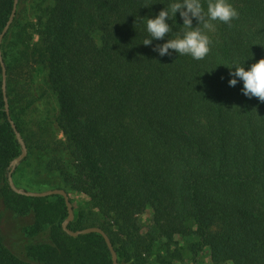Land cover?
I'll use <instances>...</instances> for the list:
<instances>
[{"label": "trees", "instance_id": "1", "mask_svg": "<svg viewBox=\"0 0 264 264\" xmlns=\"http://www.w3.org/2000/svg\"><path fill=\"white\" fill-rule=\"evenodd\" d=\"M169 2L18 0L0 48V264H113L100 234L63 230L62 196L12 190L15 131L21 164L47 155L15 185L88 197L68 228H101L118 264H264V102L225 66L264 58V0H230L239 17L213 22L202 60L142 44ZM14 5L0 0V35Z\"/></svg>", "mask_w": 264, "mask_h": 264}, {"label": "clouds", "instance_id": "2", "mask_svg": "<svg viewBox=\"0 0 264 264\" xmlns=\"http://www.w3.org/2000/svg\"><path fill=\"white\" fill-rule=\"evenodd\" d=\"M177 13L183 22L179 24L180 30L174 38H169V34L173 32V23H177ZM145 17L148 37L143 40V45H152L154 40H163L167 36L164 43L153 48L160 57L171 56L175 52L179 56L189 55L194 60H202L210 51L211 38L208 33L215 30L213 22L231 24L239 17V11L230 0H206V9L202 0H170L158 14ZM194 19L197 21L195 25ZM169 20L172 21L171 24ZM225 66L231 77L228 80L230 87L242 81L243 95L248 98L256 97L264 102V58L250 66L246 62L241 65L236 61L231 66Z\"/></svg>", "mask_w": 264, "mask_h": 264}, {"label": "water", "instance_id": "3", "mask_svg": "<svg viewBox=\"0 0 264 264\" xmlns=\"http://www.w3.org/2000/svg\"><path fill=\"white\" fill-rule=\"evenodd\" d=\"M17 2H18V0H15L14 10H13L12 15L10 17V20L7 23V25L5 26L2 34L0 35V48H1V44H2L4 36L8 32V30H9V28H10V26H11L13 20H14L15 13H16ZM0 62H1V66L3 67V74H4L3 90H4V93H5L7 76H6L5 67H4V64H3L2 56H1V49H0ZM5 101H6V110L8 112L7 98H5ZM12 127L15 130V126H14L13 123H12ZM15 133H16L17 139L21 143L22 153L17 159H15L13 161L12 170H11V172L9 174V184H10L12 190L14 192L20 194V195L27 196V197H33V198H45V197H50V196H55V195L62 196L65 199V203H66L67 211H68V217L62 224L63 230L68 235H70L72 237H78V236H81V235H87V234H91V233L100 234L104 238V240H105V242H106V244H107V246H108V248L110 250L113 264H118L117 254H116V252H115V250L113 248V245H112V243L110 241V238L105 233V231H103L101 228L92 227V228H87V229H84V230H79V231H76V232H73L72 230H70L68 228L69 224L74 220V211H73V206L71 204L69 195H68V193L65 190L55 189V190H49V191H45V192H30V191H25V190H22V189H18L15 186L13 178H12V174L16 170L17 166L21 163V161L27 156V148L24 145L20 134L17 131H15Z\"/></svg>", "mask_w": 264, "mask_h": 264}, {"label": "rangeland", "instance_id": "4", "mask_svg": "<svg viewBox=\"0 0 264 264\" xmlns=\"http://www.w3.org/2000/svg\"><path fill=\"white\" fill-rule=\"evenodd\" d=\"M60 138H63V136L60 135ZM21 153H20V155H21ZM46 160H47V155L39 154L36 157L32 158L30 160V162H28L24 165L20 163V165H18V166H20V172H18L16 175V182H18L20 185H24L26 183L32 182L33 180H37L36 179V178H38V176H37L38 172L37 171L40 170V168L43 166L44 161H46ZM18 189H21V188H18ZM22 190H24V189H22ZM30 192H32V191H30ZM68 195H69V198L71 200L72 206L74 205L77 210H79L80 207H87L89 204L88 199H87L88 197H86L85 195H76V194H68ZM147 218H149V217L147 214H145L142 217L143 222L147 221L146 220ZM204 262L206 264H211L208 257L205 258Z\"/></svg>", "mask_w": 264, "mask_h": 264}]
</instances>
